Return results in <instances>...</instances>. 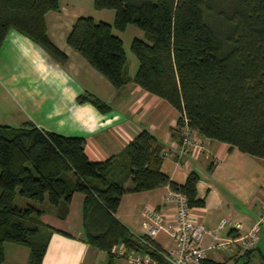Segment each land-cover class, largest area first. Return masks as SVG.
I'll list each match as a JSON object with an SVG mask.
<instances>
[{
	"label": "trees",
	"instance_id": "1",
	"mask_svg": "<svg viewBox=\"0 0 264 264\" xmlns=\"http://www.w3.org/2000/svg\"><path fill=\"white\" fill-rule=\"evenodd\" d=\"M59 1L0 0V48L16 31L65 64L67 57L45 23L48 12L59 11ZM94 9L114 11L113 25L79 17L66 42L115 90L130 78L113 29L133 25L145 37L130 46L139 63L133 82L184 113L200 135L264 161V0H94ZM76 102L109 109L92 95ZM85 144L83 137L43 131L31 122L0 125V264L7 243L28 250L26 264H42L51 234L66 235L41 221L44 206L64 220L75 193L84 195L86 243L106 252V264L120 259L112 253L118 245L166 264L150 247L162 249L144 235H133L115 218L116 211L125 193L166 186L184 194L192 209L203 207L196 198L199 174L190 173L183 185L172 182L161 172L162 148L147 131L104 161H90ZM128 178L131 188L125 189ZM200 264L225 263L205 258Z\"/></svg>",
	"mask_w": 264,
	"mask_h": 264
},
{
	"label": "crops",
	"instance_id": "2",
	"mask_svg": "<svg viewBox=\"0 0 264 264\" xmlns=\"http://www.w3.org/2000/svg\"><path fill=\"white\" fill-rule=\"evenodd\" d=\"M90 16L96 22L113 25L115 12L97 11L94 0H60L59 11L45 15L47 34L62 51L67 62L60 64L28 37L10 31L0 48V125L18 127L31 122L38 129L64 136L85 138L84 152L93 162L107 160L118 155L140 132L147 131L158 140L163 158L161 172L183 185L190 173L200 178L196 185V198L204 201L203 207L192 209L195 220L206 231L217 237L224 247L207 250V259L218 263L236 264L247 260L263 243V232L258 227L252 248H246L237 239L254 228L264 207V161L230 148L228 144L210 140L197 131L195 138L201 142L202 151L186 153L177 158L179 149L178 121L180 112L169 103L154 96L133 82L139 67L131 58L130 46L134 39L145 40L144 33L128 25L122 32L113 29L119 37L127 59L130 81L121 89L112 85L98 73L78 52L68 46L66 39L75 20ZM128 35V36H127ZM92 95L109 109L102 112L91 103H77V97ZM213 165L212 171L208 168ZM124 188H131L128 178ZM169 187L141 193H125L115 218L133 235L141 236L142 214L147 208L164 212L173 219V210L163 200ZM84 195L75 193L64 220L56 217L54 209L44 206L41 221L66 235L52 233L42 264H106L108 256L86 243L83 227ZM221 220L234 226L218 230ZM154 242L162 249L174 247L173 240L159 232ZM213 238L209 234L203 240L208 248ZM250 255L245 256L246 252ZM29 252L14 244H4L1 264H26ZM262 264L264 256L261 255ZM116 264H129L120 259Z\"/></svg>",
	"mask_w": 264,
	"mask_h": 264
},
{
	"label": "built area",
	"instance_id": "3",
	"mask_svg": "<svg viewBox=\"0 0 264 264\" xmlns=\"http://www.w3.org/2000/svg\"><path fill=\"white\" fill-rule=\"evenodd\" d=\"M181 124L179 129V149L177 158L192 151L198 153L204 148L200 141L194 136V130L188 124V119L184 113L180 115ZM170 154H163V158L169 157ZM164 204L172 208L174 214L173 219L168 220L162 211L153 208H147L142 214L141 226L144 230V236L154 242L159 232H165L174 242V247L168 250H159L153 245L150 247L161 256L166 264H200L206 257L207 250L224 247L228 243L218 242L217 237L206 231L203 224L195 220L192 213V208L188 204L187 197L177 191L169 188L163 200ZM264 223V207L258 216L254 228L243 237L237 239L246 248H252L257 238L258 227ZM234 226L227 220H221L218 225V230L225 227ZM239 227L238 225L234 226ZM213 238L212 244L208 248H204L202 243L206 235ZM112 253L127 261L129 264H159L148 253H138L133 250H128L122 245L113 248Z\"/></svg>",
	"mask_w": 264,
	"mask_h": 264
},
{
	"label": "rangeland",
	"instance_id": "4",
	"mask_svg": "<svg viewBox=\"0 0 264 264\" xmlns=\"http://www.w3.org/2000/svg\"><path fill=\"white\" fill-rule=\"evenodd\" d=\"M132 28H134V30H137L134 26ZM130 54L132 56L131 58H134V60H136L131 52H130ZM0 106H1V102H0ZM20 202H22V201L20 199H17V203L20 204ZM259 229H261V231L263 232V235H264V223L259 227ZM263 239H264V236H263ZM258 247H259L261 254L259 253L258 250H256L253 253V255L251 256L250 264H262L261 255L264 256V240H263V243L261 245H259ZM246 261L247 260L244 258L243 260L237 262L236 264H244Z\"/></svg>",
	"mask_w": 264,
	"mask_h": 264
}]
</instances>
